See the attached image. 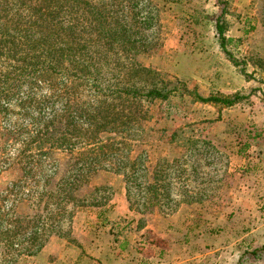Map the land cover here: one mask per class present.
I'll return each instance as SVG.
<instances>
[{
    "label": "rangeland",
    "instance_id": "obj_1",
    "mask_svg": "<svg viewBox=\"0 0 264 264\" xmlns=\"http://www.w3.org/2000/svg\"><path fill=\"white\" fill-rule=\"evenodd\" d=\"M6 73L0 264H264V0H0Z\"/></svg>",
    "mask_w": 264,
    "mask_h": 264
},
{
    "label": "trees",
    "instance_id": "obj_2",
    "mask_svg": "<svg viewBox=\"0 0 264 264\" xmlns=\"http://www.w3.org/2000/svg\"><path fill=\"white\" fill-rule=\"evenodd\" d=\"M39 68L40 69H43L44 71H53L54 73H59V70H56L52 67H50V65H45L43 63H40L39 66H31L29 67L28 70H25L21 73H18V78H21L22 76L24 75H27V74H30L32 73L31 71H35V69ZM37 70V71H38ZM73 75V74H72ZM6 78L7 81L9 80L7 77H9V74H4V75H1L0 76V79L1 78ZM80 77V76H78ZM5 84L2 82V85ZM0 86V98H1V94L3 93L4 91V87L3 86ZM115 92V95H118V96H129V97H132V98H141V97H151V98H161V99H165L167 98L168 96V92L163 94L161 93L160 91H157V90H150V91H147V92H140L139 90H135V89H121V90H114ZM198 99L202 102H208V101H213V102H218V101H224L226 102L227 104H231L232 103V100H222L221 98H218L216 96H208V97H203V96H199L197 95ZM101 124V122H97V125ZM98 140H96V138H91V139H88L86 140L87 144H90V143H95L97 142ZM91 150V149H89ZM94 150V149H92Z\"/></svg>",
    "mask_w": 264,
    "mask_h": 264
},
{
    "label": "crops",
    "instance_id": "obj_3",
    "mask_svg": "<svg viewBox=\"0 0 264 264\" xmlns=\"http://www.w3.org/2000/svg\"><path fill=\"white\" fill-rule=\"evenodd\" d=\"M251 224H253L252 225V230H253V228H255V226H254V223L253 222H250V224H247L248 226H250ZM262 225H264V223H261V224H259V226L258 227H262ZM257 227V228H258ZM250 228H251V226H250ZM252 239V238H251ZM261 240H264V236H263V238L261 239ZM250 242H251V240H250ZM253 242V241H252Z\"/></svg>",
    "mask_w": 264,
    "mask_h": 264
}]
</instances>
